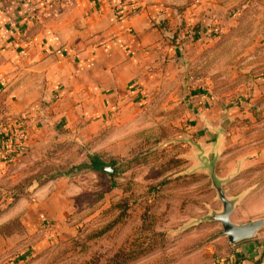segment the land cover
<instances>
[{"label":"rangeland","instance_id":"rangeland-1","mask_svg":"<svg viewBox=\"0 0 264 264\" xmlns=\"http://www.w3.org/2000/svg\"><path fill=\"white\" fill-rule=\"evenodd\" d=\"M203 15L162 25L140 99L103 117L52 122L55 108L41 103L9 117L0 84V211L48 187L40 200L56 211L9 264H217L230 244L212 220L223 212L214 183L234 202V224L264 220V148L251 147L264 142V0H219ZM91 156L112 177L69 174ZM23 221L8 230L20 235Z\"/></svg>","mask_w":264,"mask_h":264},{"label":"crops","instance_id":"crops-1","mask_svg":"<svg viewBox=\"0 0 264 264\" xmlns=\"http://www.w3.org/2000/svg\"><path fill=\"white\" fill-rule=\"evenodd\" d=\"M217 2L0 0V84L7 92L5 115H26L41 103L42 111L55 108L52 122L69 124L74 119L103 117L124 98L139 100L134 97L136 89L156 61H161L157 52L164 46L162 25L199 22L203 11ZM130 8L138 11L125 19L123 14ZM48 101L52 104L46 105ZM33 111V116L40 113ZM251 147L262 150L264 142L253 141ZM260 160L264 162V151ZM48 188L35 192L38 201L21 198L0 215V228L17 216L25 228L20 235L0 234V263L9 259L3 263L9 264L24 250L30 251L28 246L35 241L26 247L22 243L35 234L41 220L54 219L56 211L48 214L51 199L40 200ZM217 264H264V237L230 245Z\"/></svg>","mask_w":264,"mask_h":264},{"label":"water","instance_id":"water-1","mask_svg":"<svg viewBox=\"0 0 264 264\" xmlns=\"http://www.w3.org/2000/svg\"><path fill=\"white\" fill-rule=\"evenodd\" d=\"M102 170L109 172L111 176L113 175V170L109 166L102 167ZM214 186L222 203L223 212L214 214L212 220L221 224L223 230L222 235L227 238L230 245H236L253 239L256 234L264 228V220H257L243 225L234 224L231 221V216L234 211V202L227 199L218 183H214Z\"/></svg>","mask_w":264,"mask_h":264},{"label":"trees","instance_id":"trees-1","mask_svg":"<svg viewBox=\"0 0 264 264\" xmlns=\"http://www.w3.org/2000/svg\"><path fill=\"white\" fill-rule=\"evenodd\" d=\"M127 6V5H126ZM135 9L136 11H138L137 8H133ZM102 167L99 160L95 157V156H91L90 157V162L89 163H85V164H82V165H79V166H76V167H73L70 171H69V174L71 173H77V172H82V171H86V170H95V171H101V172H106L104 170H102ZM112 168V167H111ZM113 170V168H112ZM108 174L110 175V173L108 172ZM113 174H114V171H113ZM111 176V175H110ZM112 177V176H111ZM18 201V198L16 199H13V202L10 203L7 207V210L12 208L15 203ZM15 202V203H14ZM6 210V209H5ZM4 212V210H1L0 211V215ZM14 222V220H12L11 222L7 223L6 225H4L3 227L0 228V234L4 235V236H11L13 235L11 233V231L8 230V227L10 226V224H12ZM7 229V230H5ZM117 259V262L115 264H126L127 260L126 259H122V258H119L117 256V258L115 257L114 260Z\"/></svg>","mask_w":264,"mask_h":264},{"label":"built area","instance_id":"built-area-1","mask_svg":"<svg viewBox=\"0 0 264 264\" xmlns=\"http://www.w3.org/2000/svg\"><path fill=\"white\" fill-rule=\"evenodd\" d=\"M71 0H64V2H66V3H69ZM136 13V10L135 9H133V8H130V9H128L124 14H123V16H124V18L126 19V18H129V17H131L132 15H134Z\"/></svg>","mask_w":264,"mask_h":264}]
</instances>
